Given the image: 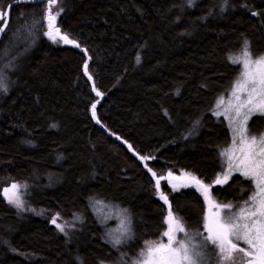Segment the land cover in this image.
I'll return each mask as SVG.
<instances>
[{
    "label": "trees",
    "instance_id": "trees-1",
    "mask_svg": "<svg viewBox=\"0 0 264 264\" xmlns=\"http://www.w3.org/2000/svg\"><path fill=\"white\" fill-rule=\"evenodd\" d=\"M13 1L0 0V13ZM46 7L15 6L0 41V264L130 261L164 230L166 207L149 169L191 172L221 204L251 196L242 176L215 183L231 135L214 113L240 75L230 58L246 42L251 57L264 56V0H57L58 26L80 47L48 41ZM252 122L262 130L264 116ZM12 183L41 215L6 201ZM164 189L187 230L205 235L200 195ZM98 201L130 212L129 248L114 245Z\"/></svg>",
    "mask_w": 264,
    "mask_h": 264
},
{
    "label": "snow or ice",
    "instance_id": "snow-or-ice-1",
    "mask_svg": "<svg viewBox=\"0 0 264 264\" xmlns=\"http://www.w3.org/2000/svg\"><path fill=\"white\" fill-rule=\"evenodd\" d=\"M189 2L191 3L192 0ZM56 3L57 0H47L46 15L43 17L47 21V30L43 34L53 42L59 39L64 43L80 47L76 41L70 40L67 34L61 33L60 28L56 25V19L63 11L60 8L53 14L52 8ZM5 15V13H0V20L5 19ZM3 31L4 26H0V32ZM230 59L234 64L242 62L243 68L232 88L231 94L235 102H230V107L226 108L223 113H216L218 116H227L234 135L233 147L225 149L221 153L226 157V173L222 179L218 177L215 183H225L233 172H239L247 179L252 180L256 189L250 200L245 201L237 212L231 211L233 208L231 204L212 205L217 211L205 219L204 227L207 235L202 237V244L177 240V233H185L186 237L188 234L172 211L168 197L160 192L161 199L168 204L165 218L167 230L163 232V237H167V242L165 243L163 239L155 244L150 242L145 251L141 253L142 261H138L137 264H206L203 248L208 245L215 246L217 250L216 264H264V134H261L259 139L256 136L249 137L247 129L248 120L252 115L256 113L264 115V56L253 60L246 42L243 57H231ZM137 62H139V57H137ZM83 67L85 74H88V78L91 80L88 64L85 63ZM93 88L95 89V85ZM0 90L6 91L2 74H0ZM96 94L97 96L103 95L98 90ZM242 95H244L243 99ZM222 103L221 99L217 108ZM91 109L92 115L95 117L96 104H93ZM237 139L240 143L239 149H236ZM125 143L127 142L125 141ZM236 151L239 152V155L235 154ZM140 159L147 160L149 157L141 156ZM149 171L152 172L151 169ZM152 175L155 177L156 173L152 172ZM167 178L177 179L171 172L168 173ZM160 179H166V177ZM160 179L156 180L157 189L160 188ZM190 179L204 189L207 199L209 186L194 176ZM19 188V185L13 184L10 189L4 190V195L9 203L15 204L17 208H23L24 203L18 195ZM226 209L227 213L224 211ZM52 223L56 224L61 232L65 231L62 225L57 224L56 219H53ZM129 233L130 228L125 227L122 236L127 237ZM122 242L121 236H117L113 240L114 245H119ZM240 242H243L246 247H241ZM237 253L240 255L237 256Z\"/></svg>",
    "mask_w": 264,
    "mask_h": 264
},
{
    "label": "rangeland",
    "instance_id": "rangeland-1",
    "mask_svg": "<svg viewBox=\"0 0 264 264\" xmlns=\"http://www.w3.org/2000/svg\"><path fill=\"white\" fill-rule=\"evenodd\" d=\"M56 25L58 26V17L56 19ZM47 39L51 43H55V44H58L60 46L75 47V45L69 44V43H64L63 41H60L59 39H57L56 42H53L48 37H47ZM237 57H241L242 58L243 57V53L241 55L237 56ZM252 59L255 60L256 58L252 57ZM238 64L240 65V68L242 70V68H243L242 62L238 63ZM240 74H241V71H240ZM239 77H240V75H239ZM234 85H233V87H234ZM231 93H232V89L226 96H223V97H221L218 100L217 104L220 103L221 99L223 100V103L220 104L219 108H217V106H216L215 113H214L216 116H218L216 114L217 112L223 113L226 108H229L230 107V102L231 103L235 102ZM241 98L243 99L244 95H242ZM257 116H264V115H261L259 113H256V114L252 115L251 118L248 120L247 129H248V136L249 137L256 136L259 139L261 134H264V127L262 128V130L261 129L260 130H256L254 128V125H253L252 121ZM219 117L224 118L226 120V123L228 124L229 130H230V135H231V143H230V145H229V147L227 149H231L233 147L232 141H233V135H234L233 131H232V128L229 126V120H228L226 115H219ZM239 147H240V143H239V139H237V141H236V149H239ZM235 154L239 155V152L236 151ZM226 170H227V167H226ZM169 172H171V171H169ZM169 172H167L163 176H157L156 175L155 177H153L154 181H155V184H156V180L157 179H160L161 177H166V179H160V188L159 189H157L156 186H155L157 199L160 200L164 204V206L166 207L165 218L167 216L168 204H166L165 201L161 199L160 192H163L168 197V201L169 202H170V195L168 194L167 190L164 189V187H167L173 193H179V192H182V191H185V190H191V191H194V192L198 193L200 195V197L203 199V202H204V205H205V208H206V217H210L212 213L217 211V209L215 207H213L212 205L221 204V203H218L217 200H215V198H214V196L212 194V187L210 185L205 184L203 182L205 185L209 186L208 189H207V199H206L205 193H204V189H202L199 185H196L195 182L190 179V177H193V176L196 177L193 173L187 172V171H183L180 174H174V173L171 172L173 174V177L177 178V179H172V178H167ZM225 173H226V171H225ZM150 174L152 175V172H150ZM186 174H188V175H186ZM223 175L220 176L219 178L222 179ZM235 175H239V176H242L243 178L247 179L246 177L241 175L239 172H233L230 175V177L227 180V182L220 183L218 185L221 186V187L226 186L231 181L233 176H235ZM247 180L251 181V183L253 185V188H254V190H253V192H254L255 189H256L255 183L252 180H250V179H247ZM13 184H17V185L20 186V188L18 190V195L22 199V201L24 203V207L23 208H17L15 206V204H12V203H9V204H11L13 207H15L16 209H18L21 212L30 213V214H34V215H41L42 214L41 212H37V211L29 208L26 205L25 188L21 184L12 183V184L6 186L3 189V197L6 199V201L8 202V199L4 195V190L5 189H10ZM173 185H175V187H173ZM252 195H253V193L251 194V196ZM251 196L246 201L250 200ZM244 203H245V201L242 202L241 204L222 203L221 205H223V204H231V205H233V208L231 209V211L232 212H237V211H239V208L244 205ZM94 209L96 210L95 213L98 215V217L102 221H104L106 223H110V225H106L107 226V229H106L107 234L109 236L113 235L114 237L115 236L116 237L117 236H121L123 242L121 244L117 245V247L121 248V249L129 248L132 240H134V228H133V223H132V218H131L130 212L128 210H126V209L120 208L119 206H116V205H113V204L104 203V202H100V201H98L96 204H94ZM224 211H225V213H227L228 210L226 209ZM165 218H164V223H163L164 224L163 232L167 230V225L165 223ZM177 218L179 219L180 224H182L183 227L185 228V232L188 234L187 237H186L185 233H177L176 234L177 240H187V241H190V243L202 244L203 243L202 237L207 235V232H206L205 235L198 234V233H195V232H191V231L187 230V227H186L185 223L179 217H177ZM53 219H56L57 224H60V225H62L64 227V224L62 223V221H61L59 216L52 217V219L50 220L51 221V225H53L54 227L57 228L56 224L52 223ZM125 227L130 228V233H129V235L127 237H123L122 236V232H123V229ZM57 229L59 230V228H57ZM163 232L161 234V237L157 241L151 242V243H153V244L159 243L162 239L166 243L167 242V237H163ZM148 244H146L142 248V250H140L138 252L137 256L133 255V257L129 256V258H128V255L126 254L128 259L131 258L130 261H128V262H126L124 256L121 257V261H120L119 264H137L138 261H142L143 258L141 256V253L145 251V249L148 246ZM240 246L241 247H246V245H244L243 242H240ZM203 251L205 253L206 264H216L217 250L215 249V246L208 245L207 247L203 248ZM134 252L135 251L133 249V253ZM129 254H131V253H129ZM236 255L239 256L240 254L237 253Z\"/></svg>",
    "mask_w": 264,
    "mask_h": 264
},
{
    "label": "water",
    "instance_id": "water-1",
    "mask_svg": "<svg viewBox=\"0 0 264 264\" xmlns=\"http://www.w3.org/2000/svg\"><path fill=\"white\" fill-rule=\"evenodd\" d=\"M44 3H47V0H16V1H13L12 3H10L6 9V12H5V20H4V23L2 26H4V31L3 32H0V41L10 23V19H11V10L15 7V6H18V5H24V4H34V5H39V4H44ZM6 24V26H5Z\"/></svg>",
    "mask_w": 264,
    "mask_h": 264
}]
</instances>
